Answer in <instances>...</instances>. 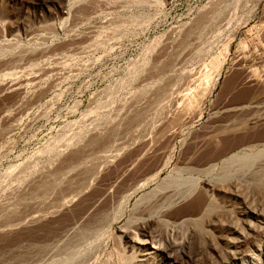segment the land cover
<instances>
[{"label":"rangeland","instance_id":"obj_1","mask_svg":"<svg viewBox=\"0 0 264 264\" xmlns=\"http://www.w3.org/2000/svg\"><path fill=\"white\" fill-rule=\"evenodd\" d=\"M36 1L0 0V254L10 249L0 264H15L29 242L46 249L18 264H128L137 256L119 230L145 222L165 244H181L177 264H264V187L250 171L236 173L239 163L226 171L234 154L264 151V0ZM93 137L108 144L94 149ZM74 152L84 164L66 171ZM87 168L96 174L77 192ZM55 173L63 176L55 191L29 200ZM174 178H192L197 190L192 199L164 190L177 204L160 211L166 218L152 213V226L146 210ZM151 192L161 195L139 204ZM209 201L216 211L201 222L209 237L189 240L196 226L183 221L199 220ZM104 210L106 222L66 248ZM227 241L240 245L230 253Z\"/></svg>","mask_w":264,"mask_h":264},{"label":"bare ground","instance_id":"obj_2","mask_svg":"<svg viewBox=\"0 0 264 264\" xmlns=\"http://www.w3.org/2000/svg\"><path fill=\"white\" fill-rule=\"evenodd\" d=\"M43 2H38L37 3V1H36V5H39V6H46V5H48V2H46L47 0H42ZM65 9V8H64ZM77 13V12H76ZM80 13V12H79ZM217 13V12H216ZM204 18H206V17H201V19H202V21H201V19H200V21H199V23H197V25L199 24V26L204 22L205 23V20H203ZM207 19V18H206ZM210 20V19H209ZM196 24V23H195ZM208 26V25H207ZM196 28H197V26H196ZM199 28V27H198ZM206 28V27H205ZM189 32V31H188ZM190 32H191V30H190ZM192 33V32H191ZM190 33V36L192 35ZM189 34V33H188ZM199 35V34H198ZM164 66V65H163ZM155 69V68H154ZM166 70V69H165ZM7 75V74H6ZM254 75H256V74H254ZM252 76V75H251ZM1 80V79H0ZM19 84V83H18ZM18 84L17 85H15V87L16 86H18ZM21 84H23V83H21ZM20 85V84H19ZM24 85V84H23ZM22 85V86H23ZM21 86V85H20ZM19 86V87H20ZM26 86V85H25ZM12 88V87H11ZM10 89V88H9ZM13 89V88H12ZM15 89H17V87L15 88ZM19 89V88H18ZM20 89H22L21 91H23V87L21 88L20 87ZM19 89V90H20ZM14 90V89H13ZM16 91V90H15ZM18 91V90H17ZM21 91H20V93H21ZM167 92V91H166ZM19 93V92H18ZM207 95V94H206ZM148 96V95H147ZM250 104V103H249ZM141 108V107H140ZM234 109V108H233ZM189 111V110H188ZM231 112V111H230ZM137 113V112H136ZM181 114V113H180ZM180 114H179V116H180ZM1 115V114H0ZM132 115V114H131ZM138 116V115H137ZM137 116H134V117H136V119H134V120H138V118H139V116L137 117ZM133 117V118H134ZM133 118H131V120L133 119ZM141 118V117H140ZM182 119V118H181ZM130 122H133V121H130L129 120V123ZM127 127V126H126ZM127 129V128H126ZM244 129V128H243ZM259 129V128H258ZM240 130V129H239ZM108 133V132H107ZM115 133V132H114ZM112 136V135H111ZM111 136H110V139H111ZM97 137V136H96ZM108 141H110V140H108ZM209 141V140H208ZM264 143V142H263ZM92 144V145H91ZM91 144L89 145V143H88V145L89 146H92L93 148L94 147H106V145L108 144V142L106 141V140H102L101 138H94L93 137V139L91 140ZM260 145V144H259ZM86 146V145H85ZM82 148V147H81ZM84 148V147H83ZM95 149V148H94ZM102 149V148H101ZM103 150V149H102ZM262 150V149H261ZM94 151V150H93ZM89 152V151H88ZM92 152V151H91ZM260 152V151H259ZM257 153L256 155L254 154H250V155H247V154H234L232 157H231V159L229 160V162L228 161H226V163H227V165L224 163V166L226 165V171L229 169V172L227 171V173H230V171L234 168V164L235 163H239V167H235L236 169H239V170H237L236 171V173H239V171L241 172V174L242 175H244L243 174V172L242 171H244V173H246L247 171H250L251 173H252V175L250 176V178H252L251 180L255 183V185H257V187H259V188H262V187H264L263 185H264V169L262 168V170H257L256 168H257V166L259 165V164H261L262 162L264 163V151H262V152H260V153ZM85 153V152H84ZM72 154V156H69V157H71V158H69V160L70 161H68V159H67V161H66V164L64 165V163H63V168L64 167H68L67 168V170L66 171H68V169L69 168H76V167H78L79 166V163H81L82 161H83V164H84V160L82 159L83 157H81L82 156V154H80L79 152H74V153H71ZM87 154V153H86ZM85 155V154H84ZM140 155V154H139ZM116 156V155H115ZM138 156V155H137ZM136 156V157H137ZM87 157H88V159H90L91 160V158H89V156L87 155ZM92 157V156H91ZM87 159V158H86ZM82 160V161H81ZM131 161L133 162V160H130V164H131ZM186 161V160H185ZM89 162V161H88ZM91 162H92V160H91ZM110 163V162H109ZM89 164H90V162H89ZM187 164V163H186ZM78 165V166H77ZM132 165V164H131ZM131 165H129V166H131ZM76 166V167H75ZM84 166V165H83ZM82 166V167H83ZM86 166H87V164H86ZM91 166V165H90ZM93 166V165H92ZM97 166V165H96ZM108 166V165H107ZM128 166V167H129ZM213 166V165H212ZM231 166H233L232 168H231V170H230V167ZM259 166H261V165H259ZM262 166L264 167V165L262 164ZM261 166V167H262ZM61 167V166H60ZM82 167L80 168V169H82ZM127 167V168H128ZM62 167L60 168V169H62L61 171L63 172V170L65 169H63ZM73 168V169H74ZM225 168V167H224ZM78 169H79V167H78ZM88 170H86L85 169V171H84V173H83V176H81L82 177V180H79L80 182H77L78 184L76 185L77 187L75 188V186H72V185H68L69 187L71 186V189L74 187L75 189H76V191L77 192H80V191H78L77 190V188H80V189H82V188H88V185H85L84 187H83V185H82V183H85L84 181H86L85 179L87 178V177H89V175L88 174H90V172H92L93 174H94V171L92 170V171H90V169L89 168H87ZM186 169H187V167H186ZM189 169H190V167H189ZM194 169V168H193ZM192 169V170H193ZM198 169V168H197ZM235 169V170H236ZM71 170V169H70ZM84 170V169H83ZM82 170V171H83ZM196 170V169H195ZM234 170V169H233ZM232 170V171H233ZM77 171V170H76ZM104 171V170H103ZM189 171H191V169L189 170ZM58 172V171H57ZM56 172V173H57ZM60 172V171H59ZM55 173V174H56ZM75 173V172H74ZM91 173V176L93 175ZM224 173H225V171H224ZM55 174H52V175H54L53 177H56V178H54L52 181L53 182H55V183H53L52 181L48 184V182L47 183H42V184H39V185H37L36 186V189L34 190L35 192H31V193H29V195H28V199H29V196L31 197V196H37V193H39L40 194V196L42 195V194H44L43 192H45V194H47L50 190H51V188H53L52 190H54L55 191V188H57L58 186V180H60V177L62 178L63 176H58L57 174L55 175ZM64 174H65V172H64ZM64 174H62V175H64ZM95 174H96V172H95ZM94 174V175H95ZM99 174V173H98ZM120 174V173H119ZM232 174V173H231ZM230 174V175H231ZM234 174H235V172H234ZM68 175H69V173H68ZM93 175V176H94ZM226 175V174H225ZM224 175V176H225ZM87 176V177H86ZM92 176V177H93ZM147 176V175H146ZM232 176V175H231ZM50 177H51V174H50ZM53 177H51V178H53ZM57 177H59V179L57 178ZM75 177V176H74ZM73 177V178H74ZM175 177V176H174ZM226 177V176H225ZM243 177V176H242ZM64 178H65V176H64ZM90 178V177H89ZM218 178V177H217ZM227 178V177H226ZM56 179V181H54ZM81 179V178H80ZM88 179V178H87ZM177 179H180V178H177ZM249 179V178H248ZM64 180V179H63ZM73 180V179H72ZM181 180V179H180ZM185 180H187V179H185ZM226 181H227V179H225ZM62 181V180H61ZM60 181V182H61ZM70 181H71V179H70ZM70 181H69V183H70ZM76 181V180H75ZM75 181H73V182H75ZM88 181V180H87ZM135 181V180H134ZM245 181V180H244ZM56 182H57V184H56ZM65 182V181H64ZM72 182V181H71ZM115 182V181H114ZM113 182V183H114ZM138 182V181H137ZM147 182V181H146ZM193 179L192 178H189L188 179V181H184V182H181V181H179V180H176L175 178L174 179H170V181H168V182H165V183H163V185H162V187H161V193H163V195H164V190L166 191V190H168V189H171L172 188V190L171 191H173V189L175 190L174 192H176V194L175 195H177V194H179L178 195V197L181 195V194H183L184 195V198L185 197H191L190 195L191 194H193L194 193V191L195 190H197V188L196 187H194L193 186ZM208 182V181H207ZM68 183V182H67ZM86 183H88V182H86ZM109 183V182H108ZM113 183H111V184H113ZM140 183V182H139ZM116 184V182L114 183V185ZM144 184V183H143ZM194 184H196V183H194ZM57 186V187H55L54 188V186ZM82 185V186H81ZM117 185V184H116ZM206 185L208 186V187H210L209 189L210 190H212V191H214V192H221L220 190H221V187L220 188H218L217 187V185H214V184H209V183H206ZM108 186H110V185H108ZM108 186H106V188L108 187ZM113 186V185H112ZM112 186H110V187H112ZM143 186V185H142ZM183 186H186V188H184ZM224 186V185H223ZM115 187V186H114ZM120 187V186H119ZM183 187V188H182ZM34 188V187H33ZM104 189V191L105 190H107V189ZM113 188V187H112ZM116 188V187H115ZM196 188V189H195ZM205 188H206V186H205ZM68 189V188H67ZM70 189V188H69ZM111 189V188H110ZM130 189V188H129ZM263 189V188H262ZM160 190V189H159ZM194 190V191H193ZM204 190H207V189H204ZM46 191H47V193H46ZM114 191V190H113ZM112 191V192H113ZM119 191H122L121 189L120 190H118V192ZM192 191H193V193H192ZM261 191H263V190H261ZM53 192V191H52ZM118 192H117V194H118ZM159 192V193H160ZM168 192L170 193V191H166V193L168 194ZM191 194H190V193ZM197 192V191H196ZM207 192H208V190H207ZM211 192V191H210ZM33 193H35V194H33ZM81 193V192H80ZM80 193H78V194H80ZM82 193H83V191H82ZM104 193H107L108 194V191H106V192H104ZM116 193V192H115ZM202 193V192H201ZM206 193V192H205ZM212 193V192H211ZM44 194V195H45ZM85 194V193H84ZM124 194V193H123ZM122 194V195H123ZM147 194V193H146ZM146 194H144L145 196L144 197H142L143 198V202L141 201V200H139V201H141L139 204H141V205H143V203H145L144 204V207H146V206H148L147 204L148 203H151L150 201L152 200L153 201V199H155V196L158 194V192H151V193H148L147 195ZM166 194V195H167ZM172 194V193H171ZM169 195V196H166V198H165V195L163 196V195H161V194H158L159 195V197H160V195L162 196V197H164L163 199H161V200H163V202L162 203H160V205H155L154 207H153V204H156V203H152L150 206H149V208L146 210V208H144L143 207V209H145L146 211H150V215H149V217H151V218H153V214L152 213H159L160 214V211L163 209V208H165V210L164 211H166V208L167 209H169V208H172L173 206H176V202L175 201H173V200H175V199H172L171 197H173L174 198V194L173 195ZM188 195V196H185V195ZM195 194V193H194ZM87 195V194H86ZM104 195H106V194H104ZM104 195H102V196H104ZM199 195H201V196H199ZM204 195V194H203ZM36 196L35 197H32V198H30V199H35L36 198ZM43 196V195H42ZM41 196V197H42ZM77 196H79V195H77ZM101 196V197H102ZM113 196V195H112ZM171 196V197H170ZM192 196H194V195H192ZM195 196H197V195H195ZM194 196V197H195ZM198 196L201 198V197H203L202 196V194H199L198 193ZM209 196V195H208ZM38 197V196H37ZM119 197H121V196H119ZM177 197V198H178ZM199 197H198V199H199ZM100 198V197H99ZM180 198V197H179ZM196 198V197H195ZM204 198V197H203ZM202 198V200L203 201H205V198L203 199ZM27 199V198H26ZM29 199V200H30ZM156 199H158V198H156ZM182 199V198H181ZM189 199H192V197L191 198H189ZM216 199V198H215ZM22 200V199H21ZM38 200V199H37ZM186 200V199H185ZM193 200H195V199H193ZM200 200V199H199ZM199 200H196V201H199ZM201 200V201H202ZM210 200H213V199H210ZM94 201H96L95 199H94ZM93 201V202H94ZM105 201V200H104ZM158 201H160V198L158 199ZM196 201H194V202H196ZM202 201V202H203ZM215 201V200H214ZM84 202V201H83ZM91 202V201H90ZM92 202V203H93ZM97 202H98V200H97ZM96 202V203H97ZM178 202V204H179V202H181L180 200H178L177 201ZM206 202V201H205ZM198 203L199 202H196V203H194V205L195 204H197L198 205ZM95 204V203H94ZM94 204L92 205V206H94ZM200 204V203H199ZM204 204V203H203ZM202 204V205H203ZM215 203H213L212 201H209V202H207L205 205H203V207H201L202 208V213L200 212V215L202 214V216H201V218L199 217V220H193V219H195V218H193V219H191V217L189 216V218H185V217H188V213H187V215L185 214V217H181V220L183 219L184 220V218H185V221H183L184 223H187V224H189V226L190 225H193V226H196V228H194L193 226H191L192 227V229L191 230H193V228L196 230H193L192 232H190L189 231V229L187 230V235H190V237H188V236H186V237H188L189 238V240L192 238V237H195L196 238V240H198V242H203V240H205V239H207L209 236H208V233H206L205 232V230L203 231V229L204 228H202V226H201V222H202V220L204 219V218H206V217H208L210 214L211 215H213V213H215V205H214ZM34 205V204H33ZM91 205V204H90ZM193 205V208H192V210L194 209V207L195 208H197L196 207V205L194 206ZM201 205V206H202ZM61 207H62V204L60 205ZM64 206H66V205H64ZM98 206V205H97ZM191 206H192V204H191ZM138 207V206H137ZM142 207V206H141ZM185 207V206H184ZM198 207H199V205H198ZM139 208H140V205H139ZM138 208V209H139ZM175 208V207H174ZM137 209V210H138ZM142 209V210H143ZM173 209V208H172ZM176 209V208H175ZM187 209V208H186ZM190 209H191V207H190ZM189 209V210H190ZM199 209H200V207H199ZM139 210H141V209H139ZM141 210V211H142ZM179 210V209H178ZM178 210H176V211H178ZM188 210V211H189ZM198 210V209H197ZM222 210V209H221ZM0 211H2V210H0ZM94 211V210H93ZM140 211V213L139 214H143V215H145L146 213H144L143 211L141 212ZM145 211V212H146ZM149 211H148V213H149ZM170 211H171V209H170ZM169 210H167L166 212H170ZM196 211V210H195ZM5 212V211H4ZM163 212V211H162ZM190 212V211H189ZM194 212V211H193ZM193 212L191 213V214H193ZM198 212H199V210L198 211H196V214H195V212H194V214L195 215H197L198 214ZM138 213V212H137ZM147 213V214H148ZM178 213V212H177ZM186 213V212H185ZM252 213V212H251ZM255 213V212H254ZM254 213H252L253 215H256V214H254ZM14 214V213H13ZM180 214V213H179ZM192 215V216H195V215ZM260 214V213H259ZM257 215V217H260V215ZM8 215V214H7ZM15 215V214H14ZM108 214H106V212H105V210L104 211H102V212H100V213H98L97 214V216H95L92 220H90L89 222H88V220L87 221H84V226H82V228L79 230V229H77V233L75 234H73V238H71L70 239V242L69 241H67L68 243H66L67 244V247L66 248H72V246L73 245H75V244H77V243H80V241L84 238V237H86L87 235H89V234H91V233H93L94 232V230L100 225H102L104 222H106V220H107V216ZM152 215V216H151ZM156 215V214H155ZM158 215V214H157ZM157 215L155 216V217H157ZM160 215H164V213L163 214H160ZM160 215H158V216H160ZM168 214L166 213V215H164L163 217L164 218H166L165 216H167ZM182 215H184V214H182ZM200 215H198V216H200ZM253 215H251V216H253ZM88 216V215H87ZM146 216H148V215H145V217ZM170 216H172V215H170ZM169 216V217H170ZM4 217H6V216H4ZM8 218H9V216H7ZM37 217V216H36ZM41 217V216H40ZM84 217V216H83ZM142 217V216H141ZM149 217H146V218H148V220L150 219ZM163 217H161V218H163ZM7 218V219H8ZM6 219V218H5ZM6 219V220H7ZM38 220H39V218H37ZM37 219H34V217H33V220H37ZM41 219V221L42 220H44L42 217L40 218ZM144 219V218H143ZM171 219H173V217L171 218ZM179 219H180V217H179ZM196 219H197V217H196ZM31 220H32V217H31ZM32 220V221H33ZM85 220V219H84ZM147 220V219H146ZM152 220V219H151ZM150 220V221H151ZM154 220H156V218L154 219L153 218V220L151 221L152 222V226L155 224L153 221ZM158 221L160 220V218H158L157 219ZM163 221H164V219H162ZM176 220H178V219H176ZM83 221V220H82ZM144 221H145V219H144ZM180 221V220H179ZM178 221V222H179ZM7 222H9V220L7 221ZM37 222V221H36ZM39 222V221H38ZM37 222V223H38ZM85 222H87L86 224H85ZM156 222V221H155ZM166 222V221H165ZM164 222V223H165ZM172 222V221H171ZM174 222H177V221H174ZM183 222H181V226H182V223ZM30 223H31V221H30ZM33 223V222H32ZM141 224L142 223H144L143 222V220H142V222H140ZM140 223H138V225H140ZM146 224L145 225H140L141 227H139V226H136L137 227V229L136 228H133V227H135L134 225H133V227L131 226V228L133 229H131L130 227H128L126 230H122V229H120L119 231H120V233H121V237H122V239L125 241V242H127V243H129L130 244V249L134 252L135 251V253H136V256H137V258L135 257V255H134V253H133V256H134V259L135 260H137L138 259V261H137V263L136 264H160V260L162 259L164 262H163V264H177V262H179V260H177V258L179 257V256H177L176 257V255H178V253H179V250H180V243L179 242H175V243H171V244H165L164 243V241L162 240V239H158L157 237H155V236H153L152 234L154 233V232H152V230H150V232H152V234L151 233H149V231H147L148 229L146 228V227H149V226H147L148 225V223L147 222H145ZM154 223V224H153ZM160 223H161V221H160ZM163 223V224H164ZM167 223V222H166ZM82 225V224H81ZM132 225V224H131ZM149 225H150V223H149ZM166 225V224H165ZM176 225V224H175ZM151 226V225H150ZM176 226H180V223H178V225H176ZM183 226H185V224H183ZM182 226V227H183ZM189 226H187V227H189ZM105 227V226H104ZM171 227H172V225H171ZM2 228V227H1ZM154 228H156V227H154ZM178 228V227H177ZM138 230L139 231V233L141 234V237L138 235V233L137 232H135L136 230ZM147 229V230H146ZM151 229V228H150ZM158 229H159V227H158ZM184 229H186V228H184ZM183 229V230H184ZM135 230V231H134ZM155 230V229H154ZM181 230V229H180ZM6 231V230H5ZM16 231V230H15ZM51 231V230H50ZM57 231V230H56ZM72 231V230H71ZM156 232V231H155ZM191 233V234H188V233ZM208 232V231H207ZM8 233V232H7ZM71 233V232H70ZM238 233V232H237ZM239 234V233H238ZM155 235V234H154ZM240 236V235H239ZM186 237H184V238H186ZM241 237V236H240ZM240 237H239V239H240ZM68 238V237H67ZM243 238V237H242ZM245 238V237H244ZM121 239V238H120ZM194 239V238H193ZM30 240V239H29ZM33 240V239H32ZM69 240V239H68ZM184 240V239H183ZM192 240V239H191ZM201 240V241H200ZM232 240H234V239H232ZM243 240V239H242ZM241 240V241H242ZM122 241V240H121ZM236 241H237V238H236ZM62 242V241H61ZM182 242V241H181ZM184 242V241H183ZM186 242V241H185ZM184 242V243H185ZM237 242H240L239 240L237 241ZM246 242V241H245ZM26 243V242H25ZM56 243V242H55ZM192 243V242H191ZM227 243V246L229 247V252L231 253V247H233L234 249H237V247H239V245H240V243H239V245L238 244H236L234 241H227L226 242ZM225 243V244H226ZM66 244H64L65 246H66ZM189 244H190V242H189ZM243 244V243H242ZM17 245V244H16ZM201 245V244H200ZM202 245H204V244H202ZM234 245V246H233ZM17 246H19V245H17ZM16 246V247H17ZM64 246V247H65ZM15 247V246H14ZM56 247V246H55ZM74 247V246H73ZM228 247H227V249H228ZM11 248H13V247H11ZM22 248V247H21ZM231 248V249H230ZM13 249H15V248H13ZM46 249V244L44 243H42L41 244V242L40 243H36V242H29L28 243V245L26 246V250H25V252L26 251H29V253L30 252H32V251H34V252H36V253H41V252H43L44 250ZM61 249V248H60ZM259 250L261 249V247H259L258 248ZM257 249V250H258ZM4 250H6L7 251V249H4ZM4 250H2V252L4 251ZM256 250V251H257ZM258 250V251H259ZM1 251V250H0ZM5 251V253H7L8 254V252L10 251V249H9V251H7L6 252ZM12 251V250H11ZM24 251V250H23ZM1 252V253H2ZM14 252V251H13ZM17 252V251H16ZM25 252H24V255L20 252V255H19V253H16V255L18 254V256H14L15 257V259L17 258V260H15V264H18V263H22L25 259H24V257H25ZM233 252V251H232ZM237 252V251H236ZM261 252V251H260ZM4 252H3V254H0V259H2L3 260V257H7V255L5 256L4 254H5ZM28 253V254H29ZM132 253H131V255H132ZM234 253V252H233ZM232 253V254H233ZM12 254H14V253H12ZM21 254L23 255V256H21ZM27 254V253H26ZM28 254H27V256H28ZM32 254V253H31ZM3 255V256H2ZM230 255V254H229ZM9 256H12V255H10V253H9V255H8V257ZM233 256H234V254H233ZM236 256V255H235ZM131 257V256H130ZM11 258V257H10ZM13 258V257H12ZM11 258V259H12ZM25 258H27V257H25ZM159 258H160V260H159ZM222 258V257H221ZM232 258V257H231ZM134 259H132V262H133V260ZM192 259V258H191ZM253 259V263L254 264H260V259H258V257H256V258H252ZM251 259V260H252ZM13 260H14V258H13ZM131 260V259H130ZM150 260H153V261H155L154 263H147V262H149ZM156 260H159L158 262H156ZM243 260H245V259H243ZM11 261V260H10ZM196 261V260H195ZM6 262V261H5ZM12 262V261H11ZM9 263V261H8V263L9 264H12V263ZM128 263V264H133V263ZM213 263V262H212ZM7 264V263H6ZM14 264V263H13ZM135 264V263H134ZM220 264V263H219ZM242 264H249L246 260L245 261H243L242 262Z\"/></svg>","mask_w":264,"mask_h":264}]
</instances>
